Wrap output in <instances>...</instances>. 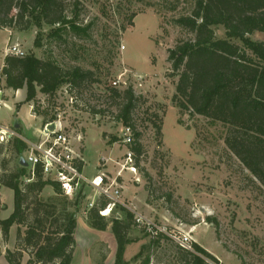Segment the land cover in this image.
Returning a JSON list of instances; mask_svg holds the SVG:
<instances>
[{
  "label": "rangeland",
  "instance_id": "1",
  "mask_svg": "<svg viewBox=\"0 0 264 264\" xmlns=\"http://www.w3.org/2000/svg\"><path fill=\"white\" fill-rule=\"evenodd\" d=\"M65 2L69 3L67 14L74 12L73 5L77 3L78 22L90 26L87 35L74 37L63 33L61 40L52 39L48 36L50 28L44 26L43 45L36 48L33 45L36 28L24 32L0 29V64L7 44L17 42L24 55L32 52L37 57H51L65 68L78 65L91 70L94 81L72 92L63 85L52 97L38 93L35 102L28 104L22 102L24 90L17 95L10 89L3 90L0 79L4 92L0 124L13 126L17 121L30 130L27 134L21 129L20 134L35 141L44 127L43 121L53 120L59 112L63 125L71 130L74 149L83 158V175L87 178L95 175L99 170L98 159L103 156L112 160L104 168L109 179H113L121 169L124 152L130 149L123 140L125 126L117 117L121 101L117 99L114 103L107 98L109 81L121 76L125 84L120 83L117 89L124 90L130 85L134 94L144 100L137 104L132 115L134 129L140 132L142 152L137 167L133 157L136 172L132 174L124 168L117 178L121 185L118 200L168 234L189 236L191 243L199 244L217 259V263L211 264H264V188L226 150L224 128L219 123L198 115H180L171 102L177 77L172 75L167 62L168 50L179 40L191 37L175 19L189 15L194 0ZM215 34L223 37V29L216 27ZM252 38L264 40V32H256ZM20 102L16 109L15 103ZM160 120L162 135L158 143L152 122ZM16 161L11 141L0 144V175L4 172L2 164L12 169ZM26 172L24 177L28 175ZM4 191L9 192L1 185L0 218L9 211V206L7 210L1 207ZM80 191L83 197L75 213L72 264H114L116 242L111 223L106 229L97 230L86 220L87 204L97 199L96 190L82 185ZM52 194L53 190L43 191L42 196ZM73 197L64 198L69 210H74ZM5 204L8 205V200ZM12 204L9 200V205ZM115 212L120 217V210L115 208L107 213V219ZM16 227L12 226L13 232ZM20 229L23 232L24 227ZM129 237L132 241L125 247L123 260L126 264H140V258L134 262L132 257L141 245L155 237L137 223H132ZM167 237L148 248L149 264H186L178 253V242ZM4 246L0 232V264H4ZM7 247L14 249L11 243ZM27 257L24 252L23 263Z\"/></svg>",
  "mask_w": 264,
  "mask_h": 264
},
{
  "label": "trees",
  "instance_id": "2",
  "mask_svg": "<svg viewBox=\"0 0 264 264\" xmlns=\"http://www.w3.org/2000/svg\"><path fill=\"white\" fill-rule=\"evenodd\" d=\"M68 6L65 0H0V29L24 32L36 28L33 40L36 48L43 45L44 26L50 28L48 36L52 39L61 40L63 33L74 37L87 35L90 26L78 22L77 3L70 14H67ZM175 23L191 37L179 40L168 50L167 62L172 75L177 77L172 104L180 115H198L219 123L224 128L226 150L264 188V40L252 38L256 32H264V0H194L191 13L179 16ZM216 27L223 29V37L216 36ZM0 75L3 88L13 92L24 90L22 102L28 104L35 102L38 93L52 97L63 85L72 92L73 89H84L94 81L91 70L78 65L65 68L51 57H37L32 52L23 56L5 55ZM108 87L107 98L114 103L117 99L121 101L117 117L133 135L129 146L137 167L142 146L132 115L144 97L136 96L130 85L124 90L109 84ZM22 102L15 103V108L18 109ZM152 125L158 143H161V120L153 121ZM20 128H15L19 134ZM11 145L17 157L16 164L12 169H6L2 164L4 172L0 175V184L10 189L13 197L10 213L0 218L4 241L8 239L10 228L17 227L14 249L5 250V260L8 264H72L77 225L75 213L83 197L81 191L73 197L74 210H69L64 199L67 196L63 195L60 184L44 179L40 165L35 166L34 178L23 183L27 168L19 165L18 159L26 144L15 137ZM46 187H50L53 194L43 198ZM146 189L148 191L147 186ZM108 202L102 196L95 200L87 209V224L104 230L111 223L116 242L114 264H126L123 254L126 245L132 241L129 232L135 223L133 213L116 204L113 209L118 208L122 216L118 217L115 212L107 219L99 211L105 209ZM161 238L168 239L167 235L159 233L141 245L132 260L136 262L140 258V264H149L150 256L146 251L152 245H158ZM191 246L192 250L178 247L186 264L217 263V259L199 244L193 242ZM24 252L28 257L23 263Z\"/></svg>",
  "mask_w": 264,
  "mask_h": 264
},
{
  "label": "built area",
  "instance_id": "3",
  "mask_svg": "<svg viewBox=\"0 0 264 264\" xmlns=\"http://www.w3.org/2000/svg\"><path fill=\"white\" fill-rule=\"evenodd\" d=\"M5 55L23 56L24 52L17 42H12L8 43L5 47L3 56ZM120 77L121 76H118L110 80L108 84L116 88L120 83L125 84V82L121 81ZM0 79L2 80L1 75ZM2 99V92L0 89V103ZM30 108L33 109L31 104ZM50 124H53L54 127L48 130L47 128ZM124 131V143L129 145L132 140L131 131L128 127H124ZM15 137L20 138L26 144V148L21 154L24 156V160L27 163L26 168L28 170V175L23 178L24 183L34 178L35 166L40 165L43 178L58 182L63 195L67 197L72 198L80 191L82 185H90L96 190L97 198L99 196L107 198L109 202L105 209L99 211L100 215L107 216V214H104V211L107 208H109V211L112 210L116 204H120L127 208L124 203L118 200L121 185L117 182V178L121 175V171L124 168L132 174L136 172L135 166L133 165V153L131 149L128 148L124 152L123 162L120 163L121 169L117 172L115 178L109 179L107 176L104 166L112 160L111 158L103 156L98 159V172L91 178H87L82 173L84 165L83 158L74 149L71 130H69L68 126L63 125V116L61 113H55L53 120H48L44 124L43 129L40 130L37 140L35 141L24 138L21 134L16 132L13 126L0 124V144L11 141ZM117 163L119 164V162ZM106 179H109V182L105 181ZM94 203V200L89 202L87 204V209L91 208ZM127 209L130 210L129 208ZM130 211L133 213L134 222L138 225H142L148 235L156 237L159 233H163L175 239L181 247L191 249L192 243L190 242L189 236H172L146 216L134 210ZM117 216L119 217V215Z\"/></svg>",
  "mask_w": 264,
  "mask_h": 264
},
{
  "label": "crops",
  "instance_id": "4",
  "mask_svg": "<svg viewBox=\"0 0 264 264\" xmlns=\"http://www.w3.org/2000/svg\"><path fill=\"white\" fill-rule=\"evenodd\" d=\"M7 31H9V30L7 29ZM0 66H1V64H0ZM3 90H4V88H3ZM3 90H1V92H2L3 99H4V92H3ZM10 90H11V89H10ZM20 91H21V90H17V91H15L16 95L19 94ZM22 91H23V90H22ZM23 93H24V92H23ZM23 97H24V95H23ZM29 107H30V105H29ZM31 115H32V114H31ZM32 116H33V115H32ZM18 124H19V126L21 127L20 130L22 129V132H24V131H25V133L30 132V130H29L27 127H25L24 125H22V124L19 123V122H18ZM27 134H28V133H27ZM32 134H37V132H32ZM32 134H31V135H32ZM4 189H6L7 191H9V192L4 191V199H5V200H8V205L5 204V200H4V205H1V207L6 206V210H7V209H8V206H9V211H8V213H7V215H8V214L10 213L11 209H12V205H9V200H12L13 197H12V191H11L10 189H8V188H6V187H4ZM44 191H46V192L51 191V192H52V189H51L50 187H49V189L46 187ZM7 215H6V216H7ZM6 216H5V217H6ZM14 233H15V230H14V232H13L12 227H11V228H10V231H9L8 239H7V241H4V245H6V246H4V253H5L6 248H9V247H7L8 244L11 243V244L13 245V243H14ZM26 259H27V258H26ZM4 264H8V262L5 260V258H4Z\"/></svg>",
  "mask_w": 264,
  "mask_h": 264
},
{
  "label": "water",
  "instance_id": "5",
  "mask_svg": "<svg viewBox=\"0 0 264 264\" xmlns=\"http://www.w3.org/2000/svg\"><path fill=\"white\" fill-rule=\"evenodd\" d=\"M18 126H19L18 122L15 121L14 124H13V127L17 128ZM53 127H54L53 124H50L47 129L51 130V129H53ZM18 164L21 165V166H24V167L27 166V163L25 162L23 155L19 156Z\"/></svg>",
  "mask_w": 264,
  "mask_h": 264
},
{
  "label": "bare ground",
  "instance_id": "6",
  "mask_svg": "<svg viewBox=\"0 0 264 264\" xmlns=\"http://www.w3.org/2000/svg\"><path fill=\"white\" fill-rule=\"evenodd\" d=\"M109 212V208H107L105 211H104V214H107Z\"/></svg>",
  "mask_w": 264,
  "mask_h": 264
}]
</instances>
